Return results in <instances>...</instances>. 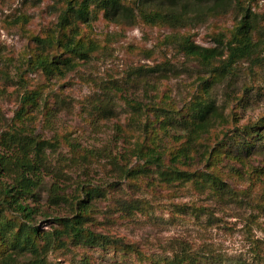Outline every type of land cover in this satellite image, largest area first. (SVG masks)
I'll return each mask as SVG.
<instances>
[{"label":"rangeland","instance_id":"374dc122","mask_svg":"<svg viewBox=\"0 0 264 264\" xmlns=\"http://www.w3.org/2000/svg\"><path fill=\"white\" fill-rule=\"evenodd\" d=\"M240 2L257 14L258 26L264 29V0ZM62 7V0H0V119L3 130L15 123L27 134L56 144L46 151L49 174L58 170L68 175L67 193L76 184L97 189L86 227L121 242L127 250L120 249L121 243L107 248L71 244L64 252L50 254L46 264H145L144 258L154 261L180 250L196 259L193 264H264V53L259 64L240 61L231 74L211 86L210 98L222 110L224 121L199 140L190 161L176 164L189 173H212L222 185L164 181L133 150L143 137V124L153 121L150 110H177L169 113V119L171 124L178 122L181 111L201 94V80L209 78L205 67L178 52L172 37L187 36L201 46H214L215 37L230 38L240 19L238 9L174 29L147 25L139 18L126 25L93 16L89 26L80 30L82 38L98 44V50L65 76L47 77L31 64L38 47L35 39L52 35ZM256 38L264 40V35ZM31 94L34 106L23 105L24 97ZM104 94L112 101L108 108L113 113L102 118L92 109ZM21 108L26 112L17 117ZM255 122L263 138L247 153L242 144L252 142L242 134L235 137L236 130ZM158 125L153 134L149 128L146 143L159 137L168 168L172 166L168 152L180 146L183 139L177 143L174 139L183 133L171 129L170 138ZM218 142L228 153L211 158L209 166L200 155L211 154ZM87 151L92 153L82 160ZM74 156L79 161L72 164ZM113 158L141 173L121 179ZM52 180L51 175L44 177L37 203L21 200L36 210L34 223L45 228L52 224L45 221L46 214L68 213L63 205L46 206ZM124 202L138 208L127 211ZM5 208L0 206V221L7 215L8 220L15 217ZM6 240L0 232V255L10 249Z\"/></svg>","mask_w":264,"mask_h":264},{"label":"trees","instance_id":"16d2710c","mask_svg":"<svg viewBox=\"0 0 264 264\" xmlns=\"http://www.w3.org/2000/svg\"><path fill=\"white\" fill-rule=\"evenodd\" d=\"M63 7L57 16L52 35L44 38H36L38 43L35 52L36 59H31L32 66L41 69L47 77H63L69 71H73L77 63L87 62L98 50L95 41L82 38L81 26L88 27L91 18L100 15L103 20L113 24L134 25L139 18L147 25H166L170 28L185 27L191 22L203 20L207 16L221 15L238 9L240 19L230 32V38L225 40L223 36L215 37L214 46L204 47L196 44L187 36L172 37L176 42L177 50L187 59L197 61L208 70L209 78L201 80V94H196L193 100L181 111V119L170 122L171 111L165 107H156L150 110L153 113V121L143 124L141 132H144L140 143L135 147L134 155L137 159L144 160V164L152 166L164 181H193L195 184L209 181L215 185H222L220 179L212 174L189 173L176 167L178 163H187L192 159L190 154L195 151L196 145L216 125L224 121L221 109L210 98L211 86L219 79L234 71L235 65L240 61L249 62L250 65L259 64L262 60L260 53H264V40L256 38L259 34L264 35V29L258 26V16L250 9L241 6L240 0H136L128 2L125 0H62ZM56 33V36L54 34ZM49 49V50H48ZM51 50V51H50ZM264 57V55H263ZM1 60V58H0ZM159 70H154L159 72ZM36 94V93H35ZM35 95H26L23 105H33ZM98 102V101H97ZM96 102V104H97ZM111 99L104 94L99 100V106L93 107V112L102 118L112 115L108 106ZM95 104V105H96ZM25 109L21 108L17 117H23ZM264 122L263 119H261ZM20 121V120H19ZM23 119H21V123ZM163 130L165 136L173 137L169 131L179 130L183 137H177L174 141L180 142V146L174 151H169L172 166L166 168L163 163L165 154L159 142V137L150 145L147 144L148 130L151 133L154 125ZM173 125L174 127H171ZM264 127V126H263ZM4 125L0 119V130ZM0 133V178L8 179L9 183L0 180V206L6 207L5 211L12 216L11 220H1L0 232L3 239L10 240V249L0 255V264H46L50 254L58 251H66L71 244L87 245L90 247H109L119 244V241L110 240L105 235L92 232L86 224L91 214V203L97 197L98 190L87 186L76 184L72 192L67 193L66 183L70 179L62 171L50 172L47 149L55 146L40 137L27 134L24 127H17L12 123L10 127ZM260 126L255 122L251 126L237 129L235 137L239 134L248 137L242 148L247 153L254 149V142L263 137L258 133ZM238 132V133H237ZM153 134V133H152ZM225 135V134H224ZM257 135L258 138H254ZM256 137V136H255ZM246 140V139H245ZM199 145V144H198ZM216 150L211 154L206 151L201 158L207 165H211V158L221 157L228 152L223 151L222 142L215 144ZM259 145V144H258ZM92 152L83 154L82 160L86 159ZM109 158V157H108ZM79 156L69 161L72 164L79 161ZM112 162L115 171L121 179L135 178L139 173L135 168H129L128 164L117 163L115 158ZM74 161V162H73ZM52 177V182L47 189L46 206L49 209H58L61 205L68 208V213L62 216L50 217L44 213V219L48 223L52 220V226L37 225L33 221L36 210L23 204L21 200L30 198L37 203V191L45 176ZM123 208L132 211L138 208L137 204L124 202ZM20 222H19V221ZM19 222V223H18ZM50 223V222H49ZM7 233H11L7 237ZM120 249L127 250L122 243ZM135 250L129 249V251ZM135 252V251H134ZM25 257V259H24ZM27 257V258H26ZM145 264H193L196 259L183 250L172 253L170 256L152 261L144 258Z\"/></svg>","mask_w":264,"mask_h":264}]
</instances>
